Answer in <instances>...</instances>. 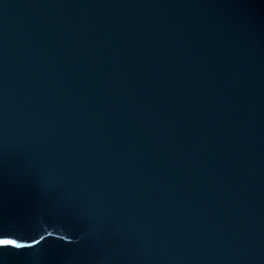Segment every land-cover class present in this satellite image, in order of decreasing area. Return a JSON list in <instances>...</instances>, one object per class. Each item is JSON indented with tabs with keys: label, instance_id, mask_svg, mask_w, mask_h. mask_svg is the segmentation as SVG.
<instances>
[{
	"label": "water",
	"instance_id": "95a60500",
	"mask_svg": "<svg viewBox=\"0 0 264 264\" xmlns=\"http://www.w3.org/2000/svg\"><path fill=\"white\" fill-rule=\"evenodd\" d=\"M0 241L264 264V0H0Z\"/></svg>",
	"mask_w": 264,
	"mask_h": 264
},
{
	"label": "snow or ice",
	"instance_id": "6c2138e0",
	"mask_svg": "<svg viewBox=\"0 0 264 264\" xmlns=\"http://www.w3.org/2000/svg\"><path fill=\"white\" fill-rule=\"evenodd\" d=\"M0 243H5V244H7V243H9L8 241H0ZM11 243H14V242H11Z\"/></svg>",
	"mask_w": 264,
	"mask_h": 264
}]
</instances>
